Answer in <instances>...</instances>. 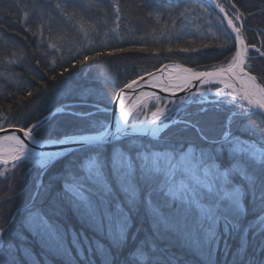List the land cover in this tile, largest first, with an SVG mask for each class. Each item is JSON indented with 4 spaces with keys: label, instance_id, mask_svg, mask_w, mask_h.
I'll list each match as a JSON object with an SVG mask.
<instances>
[{
    "label": "snow or ice",
    "instance_id": "6c2138e0",
    "mask_svg": "<svg viewBox=\"0 0 264 264\" xmlns=\"http://www.w3.org/2000/svg\"><path fill=\"white\" fill-rule=\"evenodd\" d=\"M164 3L166 0H152L150 14L162 11ZM191 3L182 0V8L177 10L182 12ZM212 4L223 13L221 22L226 20V27L234 33L232 44L225 46L232 56L224 68L197 71L186 67L176 77L179 83L171 78L167 83L157 82L162 91L176 97L170 103L175 105L179 100L184 105L185 115L175 121L176 108L157 106L151 120L131 124L130 110L117 97L119 122L114 127L93 119L92 112L80 111L75 115L86 124L77 125L78 131L73 133H58L50 131L47 121L41 123L39 118L36 122L24 118L13 124L24 108L14 114L12 104L0 107V120L4 121L0 124V165L17 170L35 165L41 177L53 169H58L62 178L73 177L72 184L66 180L64 184L52 182L47 188L41 179L39 188L55 191L56 195L45 200L46 207H37L38 188L30 197L31 206L26 202L17 208L20 232L15 239H6L15 230V217L10 216L0 226V264H17L21 252L17 241L25 233L45 244L48 240L58 241V230L49 221L66 212L85 215L101 231L107 226L113 242L105 253V264H180L175 250L165 247L169 236L188 238L206 254L207 264H211L214 252H219L221 241L233 256L232 264H264V61L254 64L257 58L249 54L251 48L264 57V44L257 47L246 42V10L232 0L227 6L217 0ZM54 7L67 13L69 8L82 10L83 4L63 0ZM112 7L115 23L121 18L119 0H113ZM260 14L264 15V7ZM117 50L130 49L118 46ZM167 51L174 49L168 47ZM94 54L111 56L113 52L97 50ZM153 55L159 57L161 53ZM76 59L86 63L92 56L85 54L82 60L79 56ZM194 81L201 85L222 83L224 88L203 99L211 90L194 92ZM180 91L200 99L188 103L187 96L176 95ZM33 95V91L26 90V97ZM81 99H85L83 94ZM238 101L246 104L238 105ZM64 108L67 110L66 105ZM237 114L239 123L234 119ZM253 114L260 117L254 124L249 122ZM163 123L168 128L161 133ZM45 141L56 147L34 150L33 146L43 149ZM0 175L5 180L11 178L6 173ZM141 217L150 221V239L139 231ZM249 236L260 238L255 249L248 244ZM229 241L238 242L229 246ZM53 246L61 251L58 243ZM89 250L95 254L92 245ZM65 264L72 262L66 260Z\"/></svg>",
    "mask_w": 264,
    "mask_h": 264
},
{
    "label": "trees",
    "instance_id": "16d2710c",
    "mask_svg": "<svg viewBox=\"0 0 264 264\" xmlns=\"http://www.w3.org/2000/svg\"><path fill=\"white\" fill-rule=\"evenodd\" d=\"M76 2L83 4L82 10L69 8L68 12L64 13L59 9V12L55 10L49 12L45 19L33 17L31 20L25 19L18 0H0V69H9L14 73L9 78L0 77V107L6 108L8 104H12L14 114L18 108H24L16 115L13 124L24 118L32 122H36L39 118L41 123L47 121L50 131L73 133L78 131L77 125L86 124L85 121L78 120L75 115L80 111L92 112L93 119L107 124L108 112L101 109L110 108L116 91L138 76L148 74L163 64L181 63L201 71L211 70L213 67L222 68L231 59L232 53L227 52L225 46L232 44V37L227 33L218 15L203 0H192V3L205 6L217 37L198 39L192 35L179 36L178 33L175 35L178 36L176 40L167 41L161 39L167 29L166 23L170 21L167 15L177 18L180 12L177 9L182 8V0H166L162 11H152L151 14L149 9L152 0H119L121 18L115 25L114 33L107 28L114 14L113 0H76ZM232 2L242 11L246 10L245 35L248 44L260 47L264 44V15L260 14V9L264 5L261 4V0H232ZM217 3L227 6L228 0H217ZM229 12L232 14L231 9ZM249 12L255 15L249 16ZM66 15L68 19H65ZM40 32L47 33L51 37L52 46L59 48L56 51L62 53L61 58L50 59L44 53L50 44L40 42L42 41ZM155 39L157 40L154 41ZM118 46L130 50L120 52L117 50ZM168 47H172L174 51L169 53ZM142 48H147V51H142ZM181 48L190 50L182 52L179 51ZM97 50L105 53L113 52V55L96 57L94 53ZM222 50L225 55H220ZM157 52L161 53L159 57L153 55ZM85 54L91 55L92 59L80 63L76 57L79 56L82 60ZM249 54L257 58L253 61L254 64L264 61V57H259V54L252 49ZM8 58L20 60L19 66L11 62L8 64L6 61ZM73 64L75 67L72 66ZM65 68L69 71L65 72ZM42 85L47 87L44 88ZM216 87L218 85H212L210 88ZM26 90L33 91L34 95L26 97ZM82 94L85 96L83 100ZM21 97L25 98L21 99ZM241 103V101L237 102L238 105ZM65 105L67 110L64 108ZM183 108L184 106L175 119L185 115ZM57 109H63V112L58 113ZM234 119L237 123L240 122L238 114ZM258 120L260 117L253 114L249 122L254 124ZM3 123L4 121L0 120V124ZM21 169H13L12 173H17ZM68 178V176L62 178L58 169H53L41 177L46 188L52 187V182L64 184L66 180L67 183L72 184L73 181ZM9 181L10 179H0V226H3L10 216L15 217L17 220L15 230L6 238L15 239L20 232L19 217L15 216L16 210L26 202L31 206L30 197L37 192L41 180L35 189H28L29 193L25 197L17 193L18 186L10 189ZM39 191L37 207H46L45 200L55 196L56 193L46 192L43 188H39ZM13 195L15 199H12ZM84 196H87V193H84ZM9 205L11 211L6 213V207ZM49 224L53 229L58 230L55 232L58 241L48 240L45 244L44 241L33 239L25 233L17 241L21 249L17 264H65L66 260H71L72 264H105V253L110 242H113L112 236L107 233V226L101 231L85 215L69 212L63 216L53 217ZM139 231L142 236L149 237L150 221L141 217ZM236 242L238 241H229V246ZM259 242V237H248V244L252 249H255ZM54 243L59 244L60 252L56 251ZM89 245H92L95 254L89 250ZM165 247L169 251L175 250L180 264H201V262L207 264L206 254L186 237L169 236ZM257 258H260L259 252ZM232 261L233 256L221 241L219 252H214L211 264H232Z\"/></svg>",
    "mask_w": 264,
    "mask_h": 264
},
{
    "label": "rangeland",
    "instance_id": "374dc122",
    "mask_svg": "<svg viewBox=\"0 0 264 264\" xmlns=\"http://www.w3.org/2000/svg\"><path fill=\"white\" fill-rule=\"evenodd\" d=\"M20 10L24 12L25 19L29 18L32 20V18H43L45 19L46 16L49 15V12L52 11H58L59 9H56L54 6L57 3H61L60 0H18ZM220 4V3H219ZM170 12V11H169ZM27 13V15H25ZM179 16L171 17L170 14H168V20L165 27L167 28L165 30V34L161 36V39L163 40H176L175 35L179 36H194L199 38H216V32L212 29L211 22L209 17V14L207 13V10L204 5L202 4H195L194 2L191 3V5L184 11H180ZM111 21L107 25V28L114 33L115 32V25L117 22L114 23L115 16H111ZM119 22V21H118ZM106 28V29H107ZM42 35H40V41L41 43L50 44L48 45L47 49L44 51V53L51 59L53 57L61 58L62 53L56 50H59V48H56L55 46H52V40L51 37L48 36L47 33L40 32ZM44 33V34H43ZM158 39V38H157ZM155 39L154 41H156ZM160 40V39H159ZM88 42L92 43L90 39H87ZM161 41V40H160ZM43 43V44H44ZM88 43V44H90ZM9 59V60H8ZM6 61L14 63L15 65L19 66L20 60H14L12 58H8ZM16 61V62H15ZM9 64V63H8ZM10 68V67H9ZM14 73H12L9 69L4 70L3 68L0 69V77L3 78H9ZM128 83V82H127ZM122 88V87H121ZM162 101V100H161ZM160 100H149L146 103H143L138 109L133 113L131 116L129 123L131 124H137L141 121L150 120L151 119V112L156 110V107L160 105ZM162 107V106H161ZM163 108V107H162ZM56 112L61 113L63 112V109H57ZM109 115V114H108ZM13 169L11 167H0V174H7L10 178L9 187L10 189H14L17 186L19 187L17 193L22 194V197H25L26 194L29 193V190L35 189V186L39 184V181L41 180V175L39 174V168L38 166L31 165L28 168H22L21 171H18L17 173L13 172ZM21 173H23V179L21 178ZM14 176V177H13ZM69 180L73 181V177L71 175L68 176ZM0 179H3V175H0ZM30 179V180H29ZM9 189V188H8ZM9 192V190H8ZM12 193V192H11ZM15 195V194H14ZM13 195V197H14ZM13 203V202H11ZM12 205V204H11ZM10 205L6 207V213L11 209ZM13 210V205H12ZM1 243V241H0Z\"/></svg>",
    "mask_w": 264,
    "mask_h": 264
},
{
    "label": "water",
    "instance_id": "95a60500",
    "mask_svg": "<svg viewBox=\"0 0 264 264\" xmlns=\"http://www.w3.org/2000/svg\"><path fill=\"white\" fill-rule=\"evenodd\" d=\"M203 1H204V3H207L208 5H210V7L215 12V14H217L218 17L220 19H222L223 13H220L219 9L216 8L212 4V0H203ZM222 24H224V27H225L227 33L230 34L231 37H233L234 33H231V29L226 27L227 21L223 20ZM246 42H247V38H246ZM250 50H251V48L249 49V52H250ZM224 67H226V66H223L222 68H224ZM182 68H186V66L181 64V63H179V64L178 63L163 64L160 67H158V69H156L152 72H148V74L138 76L137 78L129 81L126 85H124L122 88H120L116 92L115 98L111 102L110 108L107 109V112L109 114V121L107 124L110 123L114 127L115 123L119 122V105L117 102V97H120L121 99H123L126 107L130 110L131 114L129 116V120H130L131 116L133 115V113L138 109V107H140L143 103H146L149 100H154V99L157 100L159 98H168L171 101L175 100L176 97L169 92L162 91L161 88L157 86V82L158 83H167L169 81V79L171 78L173 83H179L180 81L177 80L176 77L180 74V69H182ZM216 69H221V68H216ZM194 70H196V69H194ZM201 71H204V70H201ZM154 80H155V82H154ZM134 81H135V83H134ZM129 84L132 85L131 88H129L127 86ZM212 85H218L219 89L224 88V85L222 83H212V84H207V85H201L199 81H194L192 90L194 92H206V90H208ZM227 90L231 91V89H227ZM214 92L215 91L212 90L206 96H211V94ZM176 95H178L180 97L187 96L188 97V101H187L188 103H190L192 99L199 98V97L189 96L187 91H180ZM241 102L246 104V102H243V101H241ZM182 106H184V105H181L179 100H177V103L175 104V106H172V104H171L170 108H176L173 119H175L176 115L180 112L179 110L181 109ZM113 110H115V112H116L115 117H113ZM167 128H168L167 123L161 124V133H163ZM13 131H14V129H13ZM19 135L22 136L23 134L19 133ZM141 135H143V134L141 133ZM55 147L56 146H54L50 143H47L46 141L43 145V149L38 148L36 146H33L34 150H37V151H39V150H45V151L53 150ZM68 151L71 152V151H73V149L69 148ZM61 155L66 156V153L62 152ZM0 167H2V165H0Z\"/></svg>",
    "mask_w": 264,
    "mask_h": 264
},
{
    "label": "bare ground",
    "instance_id": "6f19581e",
    "mask_svg": "<svg viewBox=\"0 0 264 264\" xmlns=\"http://www.w3.org/2000/svg\"><path fill=\"white\" fill-rule=\"evenodd\" d=\"M0 66H1V65H0ZM116 92H117V91H116ZM114 98H115V97H114ZM114 98H113V99H114ZM154 100H156V99H154ZM158 100H160V101L162 100L161 103H160V105H159V107L162 106L163 108H170V106H171V104H172V103H170L171 100H169L168 98H159V99H157V101H158ZM112 101H113V100H112ZM176 103H177V102H176ZM176 103H175V104H176ZM172 106H175V105L172 104ZM162 107H161V108H162ZM182 107H183V106H182ZM182 107H181V108H182ZM107 109H108V108H106V110L101 109V111H104V112L107 113ZM179 111L181 112V109H180ZM180 112H179V113H180ZM179 113H178V114H179ZM178 114H177V115H178ZM177 115H176V116H177ZM175 118H176V117H175ZM150 120H151V119H150ZM174 120H176V119H174ZM91 134H93V133H91ZM62 233H65V232H62Z\"/></svg>",
    "mask_w": 264,
    "mask_h": 264
},
{
    "label": "flooded vegetation",
    "instance_id": "af4514ba",
    "mask_svg": "<svg viewBox=\"0 0 264 264\" xmlns=\"http://www.w3.org/2000/svg\"><path fill=\"white\" fill-rule=\"evenodd\" d=\"M211 91L212 90H214V91H216L217 89H219V87H216V88H214V89H211V88H209ZM228 91V90H227ZM209 98H211V96H206V97H204L203 99H209ZM197 100H199L200 98H196ZM176 102H177V100H176Z\"/></svg>",
    "mask_w": 264,
    "mask_h": 264
}]
</instances>
